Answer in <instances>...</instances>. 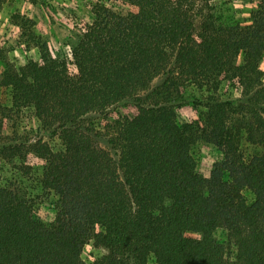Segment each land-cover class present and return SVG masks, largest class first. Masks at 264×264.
I'll return each instance as SVG.
<instances>
[{"label": "trees", "instance_id": "16d2710c", "mask_svg": "<svg viewBox=\"0 0 264 264\" xmlns=\"http://www.w3.org/2000/svg\"><path fill=\"white\" fill-rule=\"evenodd\" d=\"M114 1L127 9L95 3L69 58L51 54L30 18L12 15L39 59L7 62L0 89L31 107L61 148L30 147L44 162L42 187L57 196L49 224L0 178V264H87L89 241L105 250L92 264H264V0L246 24L221 23L218 0ZM224 82L236 97H224ZM189 102L205 111L179 124ZM124 104L132 117L95 126ZM198 141L223 154L209 177L191 154ZM19 144L0 133V157L21 155Z\"/></svg>", "mask_w": 264, "mask_h": 264}, {"label": "rangeland", "instance_id": "374dc122", "mask_svg": "<svg viewBox=\"0 0 264 264\" xmlns=\"http://www.w3.org/2000/svg\"><path fill=\"white\" fill-rule=\"evenodd\" d=\"M97 2H103L117 11H125L127 6L114 0H42L30 2L28 0L0 1V73L10 62L16 68L23 66L29 60H38L37 48L26 47L21 37L20 29L12 22L14 13H21L34 22V32L47 44L54 56L69 58L71 48L78 41L80 30L84 23L93 19L92 7ZM254 7V0H218L216 14L221 23L246 24L250 19V12ZM239 58V62H241ZM260 69L264 71V58L260 61ZM224 97H236L237 91L224 82L221 88ZM186 94L198 96L195 89H188ZM205 111L202 106H195L191 102L177 109V122H188ZM133 109L128 104L116 107L107 119L95 120L99 130L107 123H112L118 117H132ZM0 133L9 138L19 140L21 155L9 159L0 157V178L4 186L17 188L26 197L33 208L34 218L49 224L56 213L57 196L54 192L44 189L40 183L43 160L33 151L31 144L38 139L49 144L55 151L61 148L58 137L45 132L40 121L31 107L17 108L12 105L11 92L8 88L0 89ZM245 154H250L254 148L243 144ZM191 154L196 163L197 172L209 177L213 166L219 162L223 154L214 144L198 141L191 148ZM243 196L247 203L254 200L253 193L245 189ZM189 237L199 238L197 233H187ZM214 238L220 242L226 240V231L217 229ZM230 252H234L231 248ZM105 250L89 241L83 248L82 259L92 264L101 257ZM147 264H155L154 257L148 258Z\"/></svg>", "mask_w": 264, "mask_h": 264}]
</instances>
